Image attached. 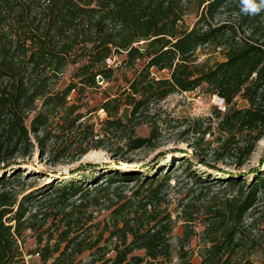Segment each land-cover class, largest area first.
I'll return each mask as SVG.
<instances>
[{
  "label": "trees",
  "instance_id": "trees-1",
  "mask_svg": "<svg viewBox=\"0 0 264 264\" xmlns=\"http://www.w3.org/2000/svg\"><path fill=\"white\" fill-rule=\"evenodd\" d=\"M242 7L241 0H0V264H26L27 231L36 235L30 254L39 255L41 264L171 261L180 222L188 225L177 236L182 260L196 236L199 264H257L255 255L264 253L262 166L245 175L220 171L227 177L216 178L193 169V159H181L176 169L191 187L174 216L168 210L170 165L158 175V165L150 167L152 175L106 166L92 171L101 172L99 181L90 179L95 186L82 175L36 188L22 175L26 161H19L34 155L36 145L47 147L56 116L62 132L79 133L85 105L69 98L83 97L99 86L98 78L111 82L127 69L128 89L99 107L127 150L158 147L157 123L150 137L135 131L153 102L205 88L226 107L217 113L225 134L217 155L228 151L243 165L264 137V8L253 15ZM191 12L196 19L188 25ZM215 54L222 60L213 66L209 58ZM121 55L119 67L109 64ZM200 55L210 57L201 63ZM163 71L169 76L159 77ZM125 108L127 121L120 117ZM83 131L73 160L93 149L86 142L95 136L94 126ZM244 133L254 138L242 145ZM57 144L52 142V154L69 152L68 145ZM90 168L99 166L88 163L76 171ZM216 184L232 192L222 197L213 190ZM103 211L108 215L99 220Z\"/></svg>",
  "mask_w": 264,
  "mask_h": 264
},
{
  "label": "rangeland",
  "instance_id": "rangeland-1",
  "mask_svg": "<svg viewBox=\"0 0 264 264\" xmlns=\"http://www.w3.org/2000/svg\"><path fill=\"white\" fill-rule=\"evenodd\" d=\"M188 25H192L195 21V14L189 13L185 17ZM206 54V53H205ZM199 62H204L209 55H200ZM124 55L114 57L109 64L119 67L123 61ZM210 64L215 65L222 58L215 54L211 56ZM144 65L143 62L138 64V69ZM74 70V69H73ZM71 70L70 72H73ZM66 73V79L71 81V73ZM132 70L123 69L117 71L113 78V81L106 82L103 79L100 81L98 78L97 87L87 90L85 96L76 99L72 96L70 103L74 100L80 105H85L81 112H84V118L81 122L77 123L81 126L78 127L80 132H62V129L57 124L58 118L55 117V122L52 125L53 133L51 134V141L46 148H40L36 145L34 155L19 158V161H26L27 165L24 166V172L22 175H28V183H34L36 188L46 186L49 184L56 185L59 182H69L72 179L83 180L82 175H88L89 180L94 178L99 181L103 168L108 166L111 169L118 170H134L141 173H150L151 166L158 165L156 175L160 174V171L165 170L166 165H170L172 171V178L170 180V186L167 188L169 195L168 210L173 212L174 216L176 211H179L181 206L180 199L183 198L188 189L191 187L186 186V177L182 169H176L178 162L183 158L193 159V169H196L202 176H212L216 178H226L220 171H228L229 173H238L245 175L252 169L262 166L264 169V137L259 140L254 146V152L247 158L243 165H239L236 155L231 157L228 151H225L224 158L219 159L216 150H221V141L225 138V134L220 131L218 123V111H225V103L217 95L211 96L206 92L205 88L197 89L193 92H176L169 95L167 98L161 101L153 102L149 109V112L144 116L141 121L142 124L135 126L137 136L150 137L152 128L156 125L159 128V138L157 140L158 147L156 149L143 148L135 151L127 150L125 148V141L121 140L117 133L110 131L105 120L107 113L99 107L107 101L109 97H116L121 92L128 89L129 85L126 79ZM156 77V74L154 75ZM161 78L168 77V71L158 73ZM238 105L242 106L243 101L239 99ZM122 114V115H121ZM125 121L129 118V110L127 108L122 109L120 113ZM124 121V122H125ZM88 125L94 126V137L88 140L89 146L93 149L82 157H76V147L80 143L78 139L81 137L84 128ZM130 128L132 125L129 126ZM128 127V128H129ZM254 134L244 133L239 136V141L242 145L253 141ZM57 140L58 147L64 148L65 145L69 146V152L61 150V154L51 153V144ZM101 141L100 147L96 148L97 142ZM86 145V144H84ZM122 147L123 150L121 149ZM65 149V148H64ZM223 153V152H222ZM57 154V155H56ZM56 155V158H55ZM223 157V156H221ZM57 159V160H56ZM88 163L99 166L98 170L90 168V170L81 172L76 171L81 165ZM96 169V168H95ZM98 174H93L92 171H100ZM87 180L85 181V183ZM91 183V184H90ZM95 183L90 180L89 187L95 186ZM135 182L129 183V188L134 187ZM214 192L219 193L222 197L232 192V189H224V185L216 184ZM264 218V209L260 210ZM108 215V212L103 211L98 215L99 220L104 219ZM48 227V226H46ZM187 224L183 222L178 223V227L174 231V238L172 240L174 252L172 260L166 262L157 261L154 264H199L201 261L199 255V249L201 248V240L198 237H194L189 245L186 246V250L189 251L187 260H182L178 253L177 236H181L184 233ZM264 228V221L262 226ZM202 226L197 224V231L200 232ZM36 235L32 231L26 232L25 242L22 244V250L26 264H41L39 261V255H32L36 248ZM85 258L87 256H84ZM255 261L257 264H264L263 255H255ZM83 258V261L86 259ZM262 259V260H261Z\"/></svg>",
  "mask_w": 264,
  "mask_h": 264
},
{
  "label": "clouds",
  "instance_id": "clouds-1",
  "mask_svg": "<svg viewBox=\"0 0 264 264\" xmlns=\"http://www.w3.org/2000/svg\"><path fill=\"white\" fill-rule=\"evenodd\" d=\"M242 11L246 14H257L264 8V0H259V4L256 0H241Z\"/></svg>",
  "mask_w": 264,
  "mask_h": 264
},
{
  "label": "water",
  "instance_id": "water-1",
  "mask_svg": "<svg viewBox=\"0 0 264 264\" xmlns=\"http://www.w3.org/2000/svg\"><path fill=\"white\" fill-rule=\"evenodd\" d=\"M99 80L101 81V80H102V78H99Z\"/></svg>",
  "mask_w": 264,
  "mask_h": 264
}]
</instances>
